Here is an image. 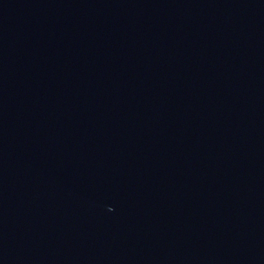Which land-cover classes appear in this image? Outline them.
<instances>
[{
  "label": "water",
  "instance_id": "obj_1",
  "mask_svg": "<svg viewBox=\"0 0 264 264\" xmlns=\"http://www.w3.org/2000/svg\"><path fill=\"white\" fill-rule=\"evenodd\" d=\"M0 93L196 264H264V0H0Z\"/></svg>",
  "mask_w": 264,
  "mask_h": 264
}]
</instances>
